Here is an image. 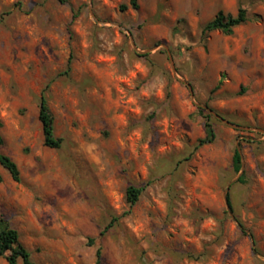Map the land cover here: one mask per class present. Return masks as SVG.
<instances>
[{
	"label": "rangeland",
	"instance_id": "1",
	"mask_svg": "<svg viewBox=\"0 0 264 264\" xmlns=\"http://www.w3.org/2000/svg\"><path fill=\"white\" fill-rule=\"evenodd\" d=\"M0 124V219L35 263L264 264V0H0Z\"/></svg>",
	"mask_w": 264,
	"mask_h": 264
},
{
	"label": "trees",
	"instance_id": "2",
	"mask_svg": "<svg viewBox=\"0 0 264 264\" xmlns=\"http://www.w3.org/2000/svg\"><path fill=\"white\" fill-rule=\"evenodd\" d=\"M59 1L61 3L65 2V0ZM248 21V13L244 8H239L236 16L225 14L223 11H218L215 17L202 27V33L203 35H206L210 32L220 31L224 35L230 36L233 34L235 28L244 25ZM210 117V115H206L207 119ZM38 120L41 124L44 146L53 150L60 149L62 147L63 140L55 135L54 116L48 106L44 91L41 93L39 98ZM215 138L216 136L213 126L207 121L205 123V137L198 141L196 149L204 145L212 144ZM2 146L3 138L0 135V148ZM0 166L8 172L14 182L20 181L18 166L9 156L0 154ZM232 167L235 174L240 173L242 168V159L237 148L234 149ZM1 179L2 177L0 175V181ZM243 181L244 175H241L238 182L242 183ZM142 191V188H136L133 186L128 187L126 191V200L129 206H134L138 202ZM227 200L229 203V196H227ZM114 221L115 219L105 227L102 234L107 232L112 227ZM98 255H100V252H98ZM0 259H5L7 264H37L31 259L29 251L20 242L19 232L12 228L4 219H0Z\"/></svg>",
	"mask_w": 264,
	"mask_h": 264
},
{
	"label": "water",
	"instance_id": "3",
	"mask_svg": "<svg viewBox=\"0 0 264 264\" xmlns=\"http://www.w3.org/2000/svg\"><path fill=\"white\" fill-rule=\"evenodd\" d=\"M208 111H209V113H211L212 115H214L217 119H219L220 121H222V122H223L224 124H226L227 126H229V127H231V128H234V129H243L241 126H238V125L232 124V123H230V122H228V121H225L224 119H222V118L219 117L218 115L214 114L212 110H209V109H208ZM237 150H238L239 153L241 154V150H240L239 147H237ZM241 159H242V154H241ZM242 168H243V165H242ZM242 168H241V171H240V173H239L238 179H239L240 176L243 174V172H242ZM238 179H237V180H238ZM226 196H227V195L225 194V200H226V202H227V197H226Z\"/></svg>",
	"mask_w": 264,
	"mask_h": 264
}]
</instances>
